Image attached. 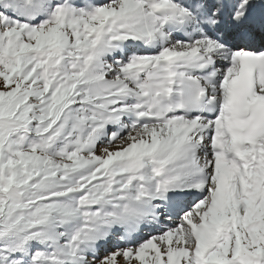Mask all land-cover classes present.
I'll list each match as a JSON object with an SVG mask.
<instances>
[{
  "label": "snow or ice",
  "instance_id": "snow-or-ice-1",
  "mask_svg": "<svg viewBox=\"0 0 264 264\" xmlns=\"http://www.w3.org/2000/svg\"><path fill=\"white\" fill-rule=\"evenodd\" d=\"M0 264H264V0H0Z\"/></svg>",
  "mask_w": 264,
  "mask_h": 264
}]
</instances>
